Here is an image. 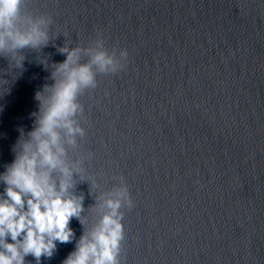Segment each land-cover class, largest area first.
<instances>
[{
	"label": "water",
	"instance_id": "1",
	"mask_svg": "<svg viewBox=\"0 0 264 264\" xmlns=\"http://www.w3.org/2000/svg\"><path fill=\"white\" fill-rule=\"evenodd\" d=\"M23 11L48 21L51 40L0 98V171L51 83L40 59L126 50L122 70L79 95L84 134L70 148L97 193L129 190L120 264H264V0H26Z\"/></svg>",
	"mask_w": 264,
	"mask_h": 264
},
{
	"label": "clouds",
	"instance_id": "2",
	"mask_svg": "<svg viewBox=\"0 0 264 264\" xmlns=\"http://www.w3.org/2000/svg\"><path fill=\"white\" fill-rule=\"evenodd\" d=\"M26 0H0V98L8 95L26 71L27 53L49 46L48 21L24 13ZM62 62L38 61L49 72L34 94L37 111L31 113L30 130L18 128L11 147L13 159L0 171V264H35L50 260L59 245L74 244L62 264H120L124 239L121 208L131 205L127 186L97 193L83 161L70 154L84 129L74 119L83 90L97 86V73L114 74L125 67L126 50L108 52L96 48L62 47ZM87 56V62L82 57ZM0 111H3L0 108ZM88 185L95 203L85 209L79 186ZM90 210V212L86 211ZM88 213L89 215H86ZM98 216L93 222L91 216ZM83 229L79 238L72 227Z\"/></svg>",
	"mask_w": 264,
	"mask_h": 264
}]
</instances>
